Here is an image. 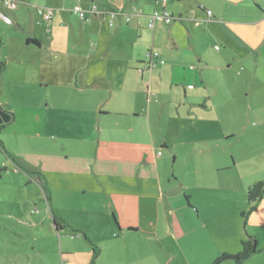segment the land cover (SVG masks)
Here are the masks:
<instances>
[{
  "label": "rangeland",
  "instance_id": "rangeland-1",
  "mask_svg": "<svg viewBox=\"0 0 264 264\" xmlns=\"http://www.w3.org/2000/svg\"><path fill=\"white\" fill-rule=\"evenodd\" d=\"M19 2L13 10L0 3L13 19L9 23L0 18V60L7 62L0 76V102L13 113L0 133L5 147L0 148V264H89L93 245L71 226L102 247L97 264H212L224 253L211 262L214 233L206 229L176 238L166 227L162 202L158 230L127 233L120 223L137 222L135 202L119 198L146 190L159 196L166 189L180 192L203 175L218 184V190L198 201L205 226L211 231L215 226L227 229L232 238L241 228L246 230V195L226 193L221 180L240 177L232 170L213 171L215 162L227 156V131L246 123L251 101L264 99L260 90L246 97L244 87L258 83L241 76L248 66L236 61L224 75L212 67L206 75L215 87H209L211 92L208 86L202 88L204 94L195 102L184 98L183 82L172 86L159 77L149 88V75L141 80L127 69L117 75L128 87L109 101L117 91L103 87L107 61L91 64L88 55L122 51L119 39L112 36L117 27L106 23L100 43L86 36L79 44L76 39L85 21L70 10L81 3L68 2L69 11L58 22L53 17L45 20L39 10L55 9V0ZM28 36L37 37L41 47L27 44ZM204 43L215 56L214 41ZM107 74L118 79L116 73ZM229 91L240 96L235 104H227ZM101 104L113 113L98 119ZM135 109L140 112L137 118ZM251 123L261 124L254 116ZM205 144L213 150L203 151ZM140 180L143 190L133 186ZM218 241L235 244L231 238ZM258 246L243 264H264L263 237ZM221 264L239 263L229 258Z\"/></svg>",
  "mask_w": 264,
  "mask_h": 264
},
{
  "label": "crops",
  "instance_id": "crops-1",
  "mask_svg": "<svg viewBox=\"0 0 264 264\" xmlns=\"http://www.w3.org/2000/svg\"><path fill=\"white\" fill-rule=\"evenodd\" d=\"M71 1L55 0L52 17L58 22L63 20L64 12L69 11L65 6ZM76 1L89 9L94 3L98 5L97 13L89 12L87 19L82 18L85 22L81 26L80 37L76 39L79 44L84 41L86 36H89L92 41L100 43L106 23L110 25L108 9H117L122 12L117 17L115 25H110L117 27L112 36L114 39H119L122 51L116 55H113L111 51L106 53L95 51L88 55L91 64L95 61L101 63L107 61L106 73L101 79L103 87L117 91L112 92L113 94L108 98L109 101L118 99V95H122V90L128 87L127 80H123L121 76L117 75L118 72L122 73L127 69L136 73L137 78L141 80L149 75V88L153 86L154 78L159 77L169 81L172 86L180 87L183 82L184 98H193V101H199V97L204 94L202 88L206 90V86H208L207 91L211 92L208 90L209 87L212 89L215 87L206 75L208 70L213 67L224 75L223 72L229 70L236 61H241L248 66L247 74L241 75L245 81L252 82V79L258 81L255 85L251 83L248 87H244L246 97L250 98L253 94L255 95L254 91L256 90H260L264 94V0H168L165 5L162 0ZM163 7L174 16L173 20L169 23L158 21L155 27H151L149 25L150 14L155 9ZM138 9H141L142 12H139ZM208 10H211V15ZM70 11L75 13L73 9ZM6 13L8 12L6 11ZM127 15L131 16L129 22L126 20ZM211 40L216 46H219V49L215 46L218 51L215 56L208 53L206 43H204ZM30 44L41 47V42L40 44ZM150 49L158 50L160 57L156 59L158 62L155 66L146 68L147 54ZM160 59H164L165 62L161 63ZM196 67L199 75L195 73ZM107 73H116L118 79ZM197 81L203 85L196 83ZM119 89L120 91H118ZM230 92L233 91L228 93L227 104H235L240 96L237 93H232V95ZM253 105L256 107H252ZM102 106L103 104L99 107L98 119L113 113L111 109ZM246 110L248 111L245 114L246 123L237 129L227 131L226 138L231 140L224 146L227 156L223 162L215 160L216 168L213 172H220V170L236 172L240 179H221L222 186L226 193L227 191H231L232 194L244 193L247 199L248 188L256 182H264V99H254L251 101L249 109ZM252 110L255 112L252 113ZM116 112L123 115L129 114L122 110H116ZM134 113L136 118L140 115L137 109L134 110ZM253 116L260 121V125L252 126ZM239 137H244L241 143L236 142ZM216 142L218 141H215L214 144H217ZM163 146L168 147V142L165 141ZM201 149L211 151L213 145L205 144ZM118 159L116 156L112 157V160ZM105 164L106 162L104 166ZM205 177L198 175L194 183L188 184L186 189L180 192L166 189L161 196L148 190H146L147 192L120 195L119 199L123 200L124 198V200L135 202L138 217L136 223H128L125 226L120 223L121 229L126 228L127 233L134 234L139 231L150 233L158 230L160 227V203L162 202L164 208L166 207L164 215L169 224L166 227L176 238L184 239L194 233L205 232L206 229L211 234L214 233L212 235L214 243L209 254L211 262L221 252L236 253L242 240L249 235L255 236L257 244H259V239L264 238V195L255 209L247 216L244 223L247 226L246 230L241 228L232 238L227 229H222L219 226H215L211 231L208 225L205 226L206 220L200 216L201 211L198 203L200 196H207L210 194L208 192L210 190L211 192L218 190L217 179ZM133 186L143 190L141 180L134 183ZM144 189L146 188L144 187ZM186 194L189 195L188 198ZM247 207H250L248 199ZM226 238H231L235 244L222 245L219 243L218 240Z\"/></svg>",
  "mask_w": 264,
  "mask_h": 264
},
{
  "label": "trees",
  "instance_id": "trees-1",
  "mask_svg": "<svg viewBox=\"0 0 264 264\" xmlns=\"http://www.w3.org/2000/svg\"><path fill=\"white\" fill-rule=\"evenodd\" d=\"M3 38H0V49L3 46ZM27 43H35V44H40L39 40L37 38H33V37H27ZM7 67V62L4 60H0V76L3 74V72L5 71ZM0 92H1V86H0ZM0 109L6 110L2 107L1 102H0ZM8 112H10L13 116V113L10 110H6ZM6 123H2L0 124V133L4 127ZM0 148H5L3 142L0 139ZM40 175L43 176L42 173H40ZM42 186L44 187V189L47 190V185L42 183ZM264 195V182H256L253 185H251L248 188L247 191V199L249 201L250 204V208L248 211L243 212V216L245 217V220L247 218V216L249 215V213L255 209V207L257 206L258 202L260 201V199L263 197ZM186 197L188 198L189 195L186 194ZM246 222V221H245ZM55 224L58 225L57 220L55 219ZM71 228L74 231H82L84 237L93 245V257L92 260L89 264H97V260L101 254V248L93 241V239L90 237V235L85 232L82 229L76 228L74 226H71ZM60 229L57 228V231H59ZM242 246L239 252L237 253H229V252H224L221 253L212 264H221V262L223 260L232 258L235 259L237 263L239 264H243V262L245 260H247L249 257H251L255 252L258 251V244H257V239L255 236L253 235H249L248 237L244 238L242 240Z\"/></svg>",
  "mask_w": 264,
  "mask_h": 264
},
{
  "label": "built area",
  "instance_id": "built-area-1",
  "mask_svg": "<svg viewBox=\"0 0 264 264\" xmlns=\"http://www.w3.org/2000/svg\"><path fill=\"white\" fill-rule=\"evenodd\" d=\"M168 0H162L163 4L165 5ZM0 3L3 4V6L6 9H16L19 5V0H0ZM39 10L44 14L45 20H51V17L53 15V8H46V7H40ZM98 6L94 3L91 7L90 10H85L80 6H77L73 8V11L81 16L83 19H87L89 16V12L94 14L97 13ZM139 12H142L141 9H138ZM122 12L117 9H108L107 14H108V20L110 25H115V21L117 17L121 14ZM208 13L211 15V10H208ZM0 18L5 20L6 22H13L12 17L6 13L4 10L0 9ZM174 16L170 13L168 9L165 7L161 9H155L151 14H150V22L149 25L151 27H155L158 21H164V22H171L173 20ZM131 19L130 15L126 16V20L129 22ZM217 49H219V46H216ZM160 57V52L156 49H150L147 54V59H146V68H151L157 64V60ZM161 63H164V59H160Z\"/></svg>",
  "mask_w": 264,
  "mask_h": 264
},
{
  "label": "water",
  "instance_id": "water-1",
  "mask_svg": "<svg viewBox=\"0 0 264 264\" xmlns=\"http://www.w3.org/2000/svg\"><path fill=\"white\" fill-rule=\"evenodd\" d=\"M12 119V114L6 110L0 109V124L7 123Z\"/></svg>",
  "mask_w": 264,
  "mask_h": 264
}]
</instances>
